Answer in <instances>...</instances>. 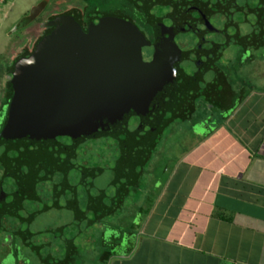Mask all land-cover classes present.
Segmentation results:
<instances>
[{
  "label": "trees",
  "instance_id": "1",
  "mask_svg": "<svg viewBox=\"0 0 264 264\" xmlns=\"http://www.w3.org/2000/svg\"><path fill=\"white\" fill-rule=\"evenodd\" d=\"M83 8L84 12H67L65 15L71 16L83 29L87 25L95 29L100 20L127 21L143 36L145 34L155 47L152 61L144 64L142 58V63L135 65L128 49L117 39L116 71L110 72L104 69V64L110 61L105 51L94 60L96 44H93V53L71 44L73 53L67 60L61 49L65 42H69L64 37L67 27L63 30V26L53 24L52 29H45L36 38L30 51L25 47L10 63L3 65L2 72L10 76L20 58L38 56L42 62L37 65V75L47 77L48 81L31 96L22 91L25 93L35 88L38 83L34 80H26L25 91L19 86L23 84L22 78L5 80L0 100V180L12 175L10 166L2 160L11 154L16 155L13 132L11 130L9 134L4 127L11 102L18 92L28 113L45 109L61 122H66L72 134L84 135L83 141L77 139L81 143L89 144L91 149L92 145L94 149L102 146L114 155L113 173L98 175V171L91 172L87 168L80 169L79 173L75 170V161L49 159L42 151L29 150L32 152L28 162V177L32 179L29 184L37 183L39 174L52 169L56 173L48 178L54 181L53 192L44 199L39 215L36 214L42 221L39 219L35 224L30 221L36 225L35 231L30 232L31 236H36L33 242L22 231H19L20 236L16 235L17 231H0L12 240L20 237L16 240L24 247L27 242L36 245L37 249L31 248V251L44 264H84L79 247L74 243L82 232L74 238L72 245H67L69 236L78 229L75 224L82 221L83 225L90 227L106 217L124 213L119 211L126 198L132 193L142 194L141 179L165 128L191 120L196 113L202 114L209 108L222 112L220 119H226L225 115L245 99L247 92L246 84L236 86L233 83L228 67L221 61L223 51L232 45L243 54H251L248 57L251 60L252 52L264 46V0H85ZM21 23L23 28L27 26L28 18ZM57 28L61 33L46 43L45 38ZM86 54L88 58L84 61ZM77 63L90 69H83L86 77L74 82L71 80L75 76L68 77L67 72ZM63 145L76 154L77 147L72 140H64ZM98 153L101 155L102 152ZM40 163L45 165L40 168ZM59 174L61 178L54 180ZM89 175L100 178V183L90 184L86 181ZM14 185L22 198L14 214L18 212L19 218L23 219L22 210L26 209V203L41 199L33 195L25 180H14ZM81 201H84V207ZM60 207L71 211L64 217L65 225L59 230L58 227H49L43 219L46 212L49 214ZM16 221L11 217L0 219L1 225H15ZM121 231L128 239L127 247L124 248L125 237L120 234H112L109 241L102 238L97 264H107L114 256L124 253V249L131 251L134 246L131 236L136 230L132 225ZM53 233L55 241L51 243ZM42 245L52 250L40 249ZM64 250L66 253L62 256ZM46 256L52 257L46 261Z\"/></svg>",
  "mask_w": 264,
  "mask_h": 264
},
{
  "label": "crops",
  "instance_id": "2",
  "mask_svg": "<svg viewBox=\"0 0 264 264\" xmlns=\"http://www.w3.org/2000/svg\"><path fill=\"white\" fill-rule=\"evenodd\" d=\"M221 113L177 122L167 137L181 135L162 140L146 168L147 203L127 211L139 215L134 246L107 264H264V97L249 91Z\"/></svg>",
  "mask_w": 264,
  "mask_h": 264
},
{
  "label": "rangeland",
  "instance_id": "3",
  "mask_svg": "<svg viewBox=\"0 0 264 264\" xmlns=\"http://www.w3.org/2000/svg\"><path fill=\"white\" fill-rule=\"evenodd\" d=\"M44 10H41V7H45ZM73 6V1L71 0H2L0 1V65L10 63L16 56L21 52V49L27 48V50L32 49L34 39L38 37L39 33L42 30V26L40 25L41 19L45 20L47 14L56 13L62 10L63 8H70ZM75 6V5H74ZM36 11V23L33 25L32 20L30 21V29H27L28 25L23 28L22 20L26 15L31 16L32 12ZM40 12V14H39ZM253 58L249 60L248 58L251 54H243L240 50L230 45L223 51V56L221 61L224 65L228 67L229 74L232 77L233 83L236 86H242L246 84L245 89L248 93L249 91H254L256 94H260L264 97V46L259 48L258 50H254L252 52ZM86 72L83 69H79L77 71V75L71 81L78 82L86 77ZM6 75H3L0 78V98L2 95V90L4 86V80ZM37 77V73L34 75ZM46 79L42 76L39 79V83L35 85L31 91H25L28 95L35 93L37 90L44 87V83ZM252 86V88H248V86ZM200 113H196V116ZM28 115H25V119L22 120V124L27 125L28 129H30ZM1 122V118H0ZM177 125H182V123H175L171 125V127L164 129V135H161L160 139L157 140V149L160 148V143L164 138H166ZM186 130V129H185ZM183 131L182 133H184ZM181 133L179 131H173V136L167 137V142L169 140H173L176 136H180ZM27 138V137H26ZM76 138H80V140H84V135H77ZM187 138H189L187 136ZM165 139V140H166ZM20 142V150L22 154H27L28 141L25 138L21 137L19 139ZM81 142V141H80ZM165 147V142H162ZM188 143V140L187 142ZM85 145V144H84ZM162 145V144H161ZM172 141L170 143V148L172 149ZM82 151L86 153L89 152L87 148L81 147ZM156 149V150H157ZM164 149V148H163ZM156 153L153 154V157ZM174 154H177V151H174ZM28 156V155H27ZM25 156V157H27ZM152 157V158H153ZM23 163L27 161L28 158H23ZM22 163V164H23ZM22 173V171H21ZM149 173L145 172L142 180V184L140 187L142 189V194L138 195V193H132L128 198H126L125 202L122 205V210L119 212L125 211L124 213L117 214L115 216L104 218L101 223H95L94 225L87 227L85 231H83L78 237L75 238V245L79 247V254L81 253L82 260L84 264H97V257L100 251V240L102 238L107 239L108 241L111 239L110 236L121 235L125 237V233L121 231L122 229L125 231L127 227H131V222L135 223L138 221L139 215L136 214L133 218H129L127 216V211L135 210L137 204L134 203L137 199L139 200L144 195V190L149 187L151 188V180L148 178ZM24 175H21V177ZM61 175H56L54 180L60 179ZM32 181V180H30ZM86 181H92L93 186L98 183L97 177L94 180L92 178H87ZM51 193L50 188H46L43 197L47 199L49 194ZM0 197H6L4 201V206L8 210H12L11 212H7L5 217H11L13 220H17L16 223L24 224L26 223L19 218L18 212H15L16 208L21 205V197L17 192L13 179L11 177L5 179L3 181V185L0 187ZM144 199V196H143ZM144 199L143 205H146L147 200ZM41 200L32 201L30 204L27 203L25 211L27 213L24 214L26 220L33 219L29 217L28 213L35 214L38 209L42 207ZM24 211V212H25ZM71 209L67 207H60L59 209H55L53 212L49 211V214L45 213V220L49 226V224L56 229L61 225V220H64V217L70 213ZM34 216V215H33ZM41 218H35L32 222L37 223V221ZM78 226H83L82 221H78L76 223ZM36 226V225H35ZM35 226L30 222L29 227L31 230H35ZM17 227V226H16ZM134 227V226H133ZM42 228V224H40V229ZM129 229V228H128ZM135 229V228H134ZM124 234V235H123ZM9 237V236H8ZM20 239V237H18ZM18 238H16L18 240ZM12 239V238H11ZM12 240L11 243L5 238V234L0 231V264H44L40 261V259L34 255L31 249H27L17 240ZM22 241V240H21ZM55 241V233H53V239L51 243ZM113 242H111L112 244ZM51 246V244H50Z\"/></svg>",
  "mask_w": 264,
  "mask_h": 264
},
{
  "label": "flooded vegetation",
  "instance_id": "4",
  "mask_svg": "<svg viewBox=\"0 0 264 264\" xmlns=\"http://www.w3.org/2000/svg\"><path fill=\"white\" fill-rule=\"evenodd\" d=\"M72 1H73V6L72 7L68 8V9L63 8L59 12L51 13L49 15L47 14L45 20H42V19L40 20L41 21L40 25L42 26V30H41V32L39 33L38 36H40L44 32L45 29L49 30V29L53 28V24H51V22L56 20L57 16L59 18L60 16L67 14V12H84V8L83 7H84V1L85 0H72ZM45 8H46V6L44 8L41 7V9L39 11L44 10ZM35 12L36 11H33L31 16H28V15L25 14V16L23 17V20L25 18L26 19L28 18V24L29 25L27 26L28 27L27 29L31 28L30 27V21L31 20H32L33 25L37 22L36 21ZM39 14H40V12H39ZM23 20H22V22H23ZM63 27H64L63 30H65V25H63ZM81 29L85 33L84 35L86 36V34H88L87 33L88 30H90L92 28L91 27L88 28V25H87L85 29H83L82 27H81ZM53 32H55V31H53ZM76 36H74V38ZM60 37H62V36H60ZM64 37H66V40H69V42H65V44L63 45V48H61V49H62V52L64 53V56L68 60V59L71 58L72 53H73V51H72L73 48L70 47V45L73 44L71 39H70L72 36L65 35ZM144 37H145L146 40L148 39L145 34H144ZM35 41L36 40L34 39L32 48L34 46ZM148 42H149L148 45H145V46L141 47L142 48L141 49L142 58H143V60L145 62L152 61V53H154V48L153 47H155L152 41H148ZM57 44H59V43H57ZM23 49H21V51ZM25 57H27V56H25ZM82 59L83 58H81V60ZM84 61H85V59H84ZM115 61H116V59H115ZM77 64L79 65V68H78ZM77 64L71 66V69L67 72L68 77H71L72 75L76 77L77 71H79V69H90L86 65H83V64H80V63H77ZM115 71H116V68L113 67L112 72H115ZM21 73H23V72H21ZM32 74H36V72H33ZM32 74H31V76L25 77V79L27 78L26 79L27 82L34 80V83H39V79H40L39 76L37 75V77H34V76H32ZM19 75H20V73L16 74L15 76H17V77H15V78L16 79H20ZM10 77H13L12 73L10 74V76H6L5 80L10 78ZM45 79H46V82H47L48 78L46 77ZM68 79L70 80V78H68ZM5 80H4V83H5ZM22 85L23 84H19L20 87H22ZM29 91H31V90H29ZM2 93H3V91H2ZM22 93L25 94V95H28L27 93H24L23 91H22ZM1 96H3V95H1ZM31 96H32V94H31ZM36 98L37 97H34L33 99H36ZM28 117H29V120H30L28 122V124L30 123V127H31L30 129H28L27 125L22 124V120H24L25 117L24 118H18L17 126H16V128L14 126V129H11V125L10 124L6 125L4 127L5 128L4 131L8 130L9 134H10L11 130L13 132L11 134V135H13L12 142H14V146H15L13 150H15L16 153H18V155H19V153H21L19 139L21 137L22 138L24 137L25 140L28 141V145L29 146L27 148V154H22L21 153L23 155V157H21L20 162L18 164L23 163L22 162L24 160L23 158H29L31 153H32L31 151L34 148L36 151H42V153H44V155L46 157H48L49 159L50 158L51 159H56V158L58 159L59 158V159H64V160H69V161H75L76 162L75 163V170H77L79 173H80L79 170L82 169V168H87L88 171H91V172L98 171L99 172L98 175H101L102 172L104 174H106V175L108 173H113V171H114L113 170V166H114V162H115V160H113L114 159V157H113L114 155H112L113 153H110L111 152L110 150L106 151L107 148L105 149L102 146L98 147V145H97L98 148L94 149V145H92V149H91L89 144L84 145V142L81 143L79 140H77L78 138H75L77 135L75 136L74 133L72 134V132H71L72 130L66 126V122H61L54 115H50L48 113V111H46L45 109H41V111H38V112H35L34 110H30ZM68 138L70 140H72V144H74L77 147L76 154L71 153V151H70L71 148L68 149V148H66L65 145H63V141L68 139ZM6 140H9V139H6ZM43 143H46V145L42 146L41 144H43ZM59 145H61V146L58 147ZM81 147L87 148L89 150V152L86 153L85 151H82L80 149ZM30 149H31V151L29 152ZM69 152H70L71 155H69ZM98 152H102L101 155ZM27 155H29V157ZM25 156H27V157H25ZM68 156H69V158H68ZM33 159L36 160V157H33ZM44 165L45 164L40 163V168L43 167ZM99 166L102 167L101 169L103 171L98 169ZM45 168H46V166H45ZM54 173H56V172L54 170H52V169L45 170V173L43 175L39 174V176L37 178V183H35L33 185L29 184L30 182H32V181H30L32 179L30 177H28V174H24V176L28 180L27 187L31 186L30 188H31V191H32L33 195L34 196H39V198L41 199V202H43V203H45L44 202L45 198L43 197V194H44L46 188L47 187L50 188L51 193L53 192V189H54L53 183H54V181H52L50 178H48V176L52 175ZM92 176L93 177H91L89 175V177H91L92 180H94L95 176L94 175H92ZM1 180H0L1 184L3 185L2 182L5 179L1 178ZM89 183L92 184L93 182L89 181ZM99 183H100V178H98V183L97 184H99ZM1 184H0V187H1ZM25 200H26V198L24 199V201ZM21 201H22V198H21ZM30 202L31 201H28V204H30ZM26 205H27V203H26ZM83 207H84V205H83ZM22 211H23V215L25 213H27L24 209ZM39 213L40 212L37 211L36 214L39 215ZM28 215H29V217L35 219V216H36L35 214L28 213ZM33 219H31V220L33 221ZM23 220H24V218H23Z\"/></svg>",
  "mask_w": 264,
  "mask_h": 264
},
{
  "label": "water",
  "instance_id": "5",
  "mask_svg": "<svg viewBox=\"0 0 264 264\" xmlns=\"http://www.w3.org/2000/svg\"><path fill=\"white\" fill-rule=\"evenodd\" d=\"M63 23H65V26L67 27L66 30L64 31V35H67L68 33V35L72 36L70 38L72 43L74 45H78L79 48L82 49L83 51H89L90 53H93V49H92L93 44H96V46H98V48L95 50L96 56H94V53H93L94 60L97 59V57H100L103 51H105V56L110 60V61L107 60V62L104 64L105 70H109L110 72H112L113 67L116 66V61L114 57H115V54L117 53V50H116V47H117L116 43L118 42L117 39H120V42L122 43V45L128 49V53L131 56V60L135 62V65H139L138 63L140 62L142 63L141 47L148 45L149 42L145 39V37L141 33H139V31L131 23L127 21H122L119 19L100 20L99 21L100 24H98L95 27V29L93 30L90 29L87 32L88 34H86V36L84 35L85 33L82 31L80 25L71 16L64 15L54 20V22H51V24H54V25L56 24L57 26H63ZM60 33L61 31L57 28L55 32H53L52 34H49L45 38V42L46 43L52 42L53 40L51 38L54 35L60 34ZM74 36L76 37L74 38ZM90 44H92L91 47H89ZM54 48H57L56 44H54ZM37 57L38 56H29V57L20 58L17 61L16 65L14 66L12 75L15 78L17 77L15 75L20 73L19 75L20 78L24 80L23 85H22L23 86L22 88L24 89V91L27 89V87L25 86L27 85L25 77L31 76L33 72L39 73V70H38L39 68H37L38 67L37 65L41 64L42 61H40ZM83 58L84 59L88 58V55L86 54ZM144 64H148V62H145ZM43 65H48V64H43ZM21 72H23L24 74ZM34 75L35 74H32V76ZM20 96H21V93L18 92L13 98L11 105H10L9 115L7 118L8 120L7 125L10 124L11 129H14V126L16 128L17 123H18V118H24L25 115H29L27 110H25L22 106L24 105V102L21 101L22 98ZM15 154L16 155L11 154L10 156H6V158H4L2 161L7 166H10V170L12 174L11 178L13 179V182L14 180L16 181L18 179H21V180H25L27 183L28 180L26 179V177L25 176L21 177V175L28 174V171H29L28 162H29L30 157L28 155L29 158L27 159L26 162H24L23 164L22 163L18 164L20 162L21 157H23V155L21 153H19V155L18 153H15ZM29 167H30V163H29ZM5 200H6V197H0V219H5L6 218L5 215L7 214V212H10V210H8L4 206ZM81 203L83 206L84 201H81ZM35 218H37V216H35ZM23 221L26 223V226H24V224H18L16 222L14 223L15 225H13V223L10 225H3V224L1 225L0 223V230L7 232V233H14V231H17L16 235L18 236H20L19 231H22V233L24 232L25 236H27V238L29 237V239H31L33 242L34 239H36V236L35 237L31 236V233H30L31 231H35V230H31L29 227L31 219L26 220V217H24ZM64 225H65V221L61 220V225L58 227L59 230L63 228ZM50 226L51 225L49 224V227ZM75 227L78 229L74 230V233L71 236H69L67 245H72L74 238L77 235H79L81 232H83L88 227V225H83L80 227L77 224H75ZM26 245L29 249L31 248H33V250L37 249L36 245L31 244L29 242H27ZM46 246L47 245L45 246L42 245L40 249H46L47 248ZM46 250L47 252H50V250L52 249L50 247V249H46ZM65 253L66 251L64 250V252H62V256ZM46 257H48L46 261H49V257L51 258L52 256H46Z\"/></svg>",
  "mask_w": 264,
  "mask_h": 264
}]
</instances>
